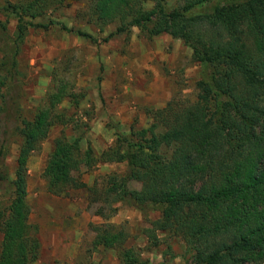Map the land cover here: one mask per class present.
<instances>
[{
    "label": "trees",
    "instance_id": "16d2710c",
    "mask_svg": "<svg viewBox=\"0 0 264 264\" xmlns=\"http://www.w3.org/2000/svg\"><path fill=\"white\" fill-rule=\"evenodd\" d=\"M71 1L10 3L0 6V13L16 16L19 37L29 28L59 26L98 41L61 20L27 18L40 15L43 6ZM85 1L101 22L120 21L104 41L133 26L149 36L169 33L191 46L204 74L192 106L166 107L151 126L130 132L110 120L116 145L101 159L126 162L127 170L111 175L101 194L143 212L162 207V217L148 229L151 239L157 242V230H174L185 240L194 264H264V0H184L173 9L166 7V0H154L151 7L147 0ZM65 91L63 84L51 95V105L60 102ZM67 122L65 113L50 107L23 120L15 197L9 214L1 216L0 264H29L38 255V226L30 221L26 201L28 158L53 125ZM160 125L165 127L161 138ZM4 147L1 144L0 159ZM165 148L172 150L169 155ZM96 159L91 147L80 148L78 139L57 138L44 172L49 190L60 194L67 187H85L74 172ZM0 178L7 179V174L1 172ZM133 182L140 188L132 187ZM98 237L97 242L107 246L126 241L124 232L110 228ZM122 261L149 264L131 248L125 249Z\"/></svg>",
    "mask_w": 264,
    "mask_h": 264
},
{
    "label": "rangeland",
    "instance_id": "374dc122",
    "mask_svg": "<svg viewBox=\"0 0 264 264\" xmlns=\"http://www.w3.org/2000/svg\"><path fill=\"white\" fill-rule=\"evenodd\" d=\"M27 1L0 0V6ZM183 1L166 0V7L176 8ZM153 4L154 0H147L146 6ZM43 7L40 15L27 18L61 20L99 40L59 26L29 28L19 37L16 16L0 13V146L5 145L0 173L7 174V179L0 178V225L15 197L23 120L50 107L65 113L68 122L53 125L28 158L26 201L40 242L38 255L29 264H123L127 248L149 264H194L185 240L174 230H157V242L151 239L148 229L162 217V207L143 212L124 201L105 199L108 179L123 175L127 164L101 159L104 151L116 145L110 120L130 132L151 126L166 107L192 106L198 101L204 74L193 49L180 37L149 36L139 26L104 41L120 21L101 22L85 0ZM63 84L65 96L51 105V95ZM164 131L160 125V138ZM59 137L78 139L80 148L91 147L97 159L74 172L85 187H67L56 194L49 190L44 172ZM165 151L169 155L172 150ZM105 228L124 232L125 243H98V234ZM3 238L0 229V253Z\"/></svg>",
    "mask_w": 264,
    "mask_h": 264
}]
</instances>
